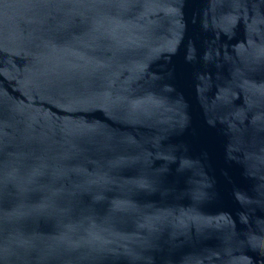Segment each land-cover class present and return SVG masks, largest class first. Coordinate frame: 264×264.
I'll return each instance as SVG.
<instances>
[{"label": "water", "instance_id": "95a60500", "mask_svg": "<svg viewBox=\"0 0 264 264\" xmlns=\"http://www.w3.org/2000/svg\"><path fill=\"white\" fill-rule=\"evenodd\" d=\"M0 264H264V0H0Z\"/></svg>", "mask_w": 264, "mask_h": 264}]
</instances>
